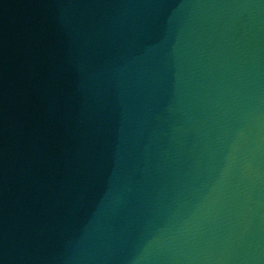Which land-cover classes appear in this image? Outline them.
Listing matches in <instances>:
<instances>
[{
  "label": "water",
  "instance_id": "obj_1",
  "mask_svg": "<svg viewBox=\"0 0 264 264\" xmlns=\"http://www.w3.org/2000/svg\"><path fill=\"white\" fill-rule=\"evenodd\" d=\"M0 264H264V0H0Z\"/></svg>",
  "mask_w": 264,
  "mask_h": 264
}]
</instances>
